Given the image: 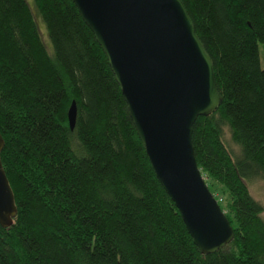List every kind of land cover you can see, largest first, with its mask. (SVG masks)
<instances>
[{"label":"trees","instance_id":"trees-1","mask_svg":"<svg viewBox=\"0 0 264 264\" xmlns=\"http://www.w3.org/2000/svg\"><path fill=\"white\" fill-rule=\"evenodd\" d=\"M182 2L222 96L193 124L194 154L233 240L194 245L72 0H34L52 52L26 0H0L1 162L17 205L0 264H264V204L249 190L264 178V0Z\"/></svg>","mask_w":264,"mask_h":264},{"label":"water","instance_id":"water-1","mask_svg":"<svg viewBox=\"0 0 264 264\" xmlns=\"http://www.w3.org/2000/svg\"><path fill=\"white\" fill-rule=\"evenodd\" d=\"M107 57L159 183L201 254L226 247L230 222L197 166L192 127L221 104L213 62L182 0H72ZM72 130L76 106L67 113ZM0 133V227L17 214L3 169Z\"/></svg>","mask_w":264,"mask_h":264},{"label":"rangeland","instance_id":"rangeland-1","mask_svg":"<svg viewBox=\"0 0 264 264\" xmlns=\"http://www.w3.org/2000/svg\"><path fill=\"white\" fill-rule=\"evenodd\" d=\"M26 2L28 3L29 7L32 9V12L34 14V17H35V20H36V23L41 31V35L43 37V42L47 48V50L49 52H52V47H51V43H50V40L47 36V30L46 27H45V24L42 22L41 18H40V15L37 11V8L34 4V0H26ZM260 49H261V64L262 66H264V53H263V46L262 44H260ZM225 138L227 141H230V134L228 133V131H226L225 133ZM236 150V146H233ZM249 190H250V193L252 194V196L259 200L261 203L264 204V178H253L249 181Z\"/></svg>","mask_w":264,"mask_h":264}]
</instances>
